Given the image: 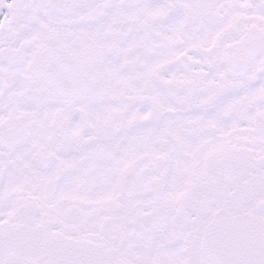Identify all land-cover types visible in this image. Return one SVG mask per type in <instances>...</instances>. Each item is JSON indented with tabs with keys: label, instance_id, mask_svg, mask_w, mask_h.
Here are the masks:
<instances>
[{
	"label": "snow or ice",
	"instance_id": "1",
	"mask_svg": "<svg viewBox=\"0 0 264 264\" xmlns=\"http://www.w3.org/2000/svg\"><path fill=\"white\" fill-rule=\"evenodd\" d=\"M0 264H264V0H0Z\"/></svg>",
	"mask_w": 264,
	"mask_h": 264
}]
</instances>
